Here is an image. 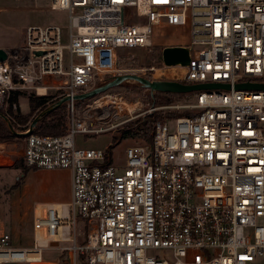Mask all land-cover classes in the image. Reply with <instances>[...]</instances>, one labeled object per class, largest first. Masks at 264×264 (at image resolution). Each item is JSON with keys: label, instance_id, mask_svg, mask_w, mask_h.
Returning a JSON list of instances; mask_svg holds the SVG:
<instances>
[{"label": "built area", "instance_id": "built-area-1", "mask_svg": "<svg viewBox=\"0 0 264 264\" xmlns=\"http://www.w3.org/2000/svg\"><path fill=\"white\" fill-rule=\"evenodd\" d=\"M46 1L47 10L68 12L67 41L56 25L31 26L20 48L4 50L0 109L17 90H55L59 98L86 93L120 75L118 50L151 49L155 37L185 28L189 65L147 71L165 79L166 70L177 69L179 81L230 89L197 92L198 115L157 120L151 144L127 146L121 163L109 152L75 146L78 134L115 127H93L109 123L113 105L97 116L91 106L78 111L67 102L64 135L24 139L25 168L71 175L67 208L36 214L34 231L44 228L46 238L69 244L59 248L66 264H264V92L233 89L264 78V0ZM129 18L137 23L126 24ZM46 248L14 247L5 233L0 264H50Z\"/></svg>", "mask_w": 264, "mask_h": 264}, {"label": "rangeland", "instance_id": "rangeland-1", "mask_svg": "<svg viewBox=\"0 0 264 264\" xmlns=\"http://www.w3.org/2000/svg\"><path fill=\"white\" fill-rule=\"evenodd\" d=\"M51 3V1L46 0H0V49L17 50L20 48L24 43L25 30L31 26L56 25L61 28L62 41L66 42L69 29V14L67 11L47 10L46 8H49ZM79 12L80 10L76 9L75 15L79 14ZM125 23L134 24L137 22L133 18H129ZM187 31H189V28H185L184 32L171 31L168 36L155 37V45L151 49L131 48L118 50L117 68L121 71L120 75L133 74L149 80H172L179 82L174 77L175 73L180 72L177 69L166 70L164 72L165 79L157 78L160 72L154 74L153 72L147 71V69L150 67L159 68L163 65L161 59V51L163 48L174 45L185 46L183 37H185ZM45 82L58 84L60 81L46 79ZM38 93L44 94V89L39 88ZM30 94L52 97L51 104L48 106L60 99L59 92L55 90L48 91L47 95H37L35 90H17L9 93L4 111L13 102L21 114H27L29 112L27 96ZM150 96L149 90L141 87L139 84L126 82L86 101L81 107L76 108L78 111H81L86 106H91L96 109L94 112L96 111L97 116H99L105 111L104 108H101L102 105H99V101L103 99L108 100L109 98H114L124 103L126 102V104L139 103L140 106L131 116L123 115L118 120L114 119L116 116L115 112L117 111L109 108L110 112L104 118L106 121L109 120V123L105 125L96 123L93 127L95 129L106 128L110 125H115V127L112 130H104L96 134L76 135V148L109 152L114 163H121L125 148L132 145L131 140H121L118 138L126 124L137 121L148 113H160L161 116L159 119L168 118L170 114L175 113L180 116L174 119H181L187 113L197 111V109L192 108L195 102V93H154L151 98L159 97L171 102L170 104H163L161 106H155L154 103L151 104L149 100ZM65 106L66 104L63 105V113L66 116L67 106ZM13 111L15 110L13 109ZM126 120H129V122L120 124ZM259 126L264 128V123H260ZM20 130L16 133L22 134L26 132ZM0 144H5L3 147L0 146V236L8 233L11 237L12 246L14 247H31L33 246L31 227L32 207L38 202H69L70 175L65 170L35 169H28L24 175L20 169H15L17 165L24 166L22 161L23 139ZM22 176L24 177L22 178ZM20 178H22L20 180V186L12 190L14 184ZM67 245L69 244H58L59 247ZM43 260L47 263L59 262L60 264L62 262L58 257V252L52 246L43 250ZM261 263H264V258L261 260Z\"/></svg>", "mask_w": 264, "mask_h": 264}, {"label": "trees", "instance_id": "trees-1", "mask_svg": "<svg viewBox=\"0 0 264 264\" xmlns=\"http://www.w3.org/2000/svg\"><path fill=\"white\" fill-rule=\"evenodd\" d=\"M257 82H264V78L257 79ZM135 83V82H133ZM181 84H188L185 81H179ZM138 84V83H136ZM18 94V93H16ZM163 94V93H162ZM193 94V93H192ZM196 94V93H195ZM52 97L50 96H35L34 94H30L27 96L28 108L29 112L25 115L21 114L16 108L13 111L12 106L13 102H11L8 106V109L4 111V109H0V113L4 114L8 117L13 130L15 132L27 131L30 123L35 115H37L40 111L45 109L49 104H51ZM150 103H154L155 106H161L163 104H170V101H166L164 98L155 97L154 99L149 98ZM86 101H77L74 102L76 108L81 107ZM64 105V104H63ZM63 105L46 115L42 118L34 127L32 134H39L45 136H62L66 131V123H65V114L63 113ZM66 107V106H65ZM198 115V111L194 113H187L185 117H193ZM161 116L160 113H148L143 118L138 119L132 123H128L124 126V129L121 130V134L118 137L121 140H131L132 144H144L149 145L152 142V132L154 128L155 122ZM175 113L170 114L167 119L173 120L176 117H179ZM26 136L12 133L5 121L0 117V143H5L9 141H14L17 139H24ZM24 167V168H23ZM17 165L15 169H20V171L25 175L28 171L25 166ZM24 176H22L23 178ZM14 184L13 189H16L20 186V180ZM83 232L85 235L86 229L83 227Z\"/></svg>", "mask_w": 264, "mask_h": 264}, {"label": "water", "instance_id": "water-1", "mask_svg": "<svg viewBox=\"0 0 264 264\" xmlns=\"http://www.w3.org/2000/svg\"><path fill=\"white\" fill-rule=\"evenodd\" d=\"M191 46H169L165 47L161 51L162 64L165 67H186L189 65L191 54ZM36 57L41 56L42 53L35 52ZM7 58L6 52L3 49H0V62L5 61ZM126 82H135L138 83L141 87L149 90L150 95L154 93H163V94H191L197 93L205 90H229L228 85H219L216 83H207V84H181L177 81L172 80H149L138 75L133 74H123L115 77H109L105 80L99 82L95 85L93 89L86 93L78 94L70 97H62L57 102L46 107L35 115L30 123L28 130L25 133L19 134L23 136H28L33 132L35 125L46 115L60 107L62 104H66L69 101H88L98 95H101L108 90L118 87L119 85ZM236 91H254V92H264V82H244L236 84L233 87ZM0 117L5 121L9 130L12 133L18 134L13 131V127L7 116L0 113Z\"/></svg>", "mask_w": 264, "mask_h": 264}, {"label": "crops", "instance_id": "crops-1", "mask_svg": "<svg viewBox=\"0 0 264 264\" xmlns=\"http://www.w3.org/2000/svg\"><path fill=\"white\" fill-rule=\"evenodd\" d=\"M177 46V45H174ZM179 46V45H178ZM5 144H0V146H4ZM66 171V170H65ZM69 172V171H66ZM70 175V173H69ZM71 201V175H70V200L69 202H65V203H43V202H38L36 203L31 210L32 213V236H33V245L35 244V242L40 245V246H47V248L49 246H52V248L58 252V257L59 259H61V261L66 264L68 261V255L66 253H61L59 250V243H65V242H60L58 241V238H46V231L44 228H41L37 231H34L33 229V220H34V216L36 214H40V215H44L45 211L47 208L51 207L53 209H55L56 211L60 212H64L65 208H67L68 204ZM80 226V225H79ZM80 230V231H79ZM78 230V237H77V244H82L85 240V236L84 233L82 231V229ZM60 263V264H64V263ZM50 264H59V262H50Z\"/></svg>", "mask_w": 264, "mask_h": 264}, {"label": "bare ground", "instance_id": "bare-ground-1", "mask_svg": "<svg viewBox=\"0 0 264 264\" xmlns=\"http://www.w3.org/2000/svg\"><path fill=\"white\" fill-rule=\"evenodd\" d=\"M173 75V74H172ZM100 104L99 105H102V106H105V105H113L114 106V109L116 112V115L118 116H123L129 112H133L137 109H139V103H136V104H126V102H122V101H119V100H115L114 98L113 99H103V100H100L99 101Z\"/></svg>", "mask_w": 264, "mask_h": 264}]
</instances>
